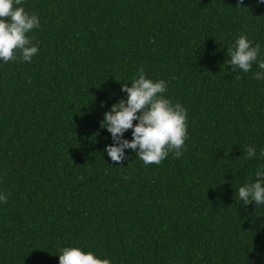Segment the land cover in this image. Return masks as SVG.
Returning a JSON list of instances; mask_svg holds the SVG:
<instances>
[{
    "label": "trees",
    "instance_id": "1",
    "mask_svg": "<svg viewBox=\"0 0 264 264\" xmlns=\"http://www.w3.org/2000/svg\"><path fill=\"white\" fill-rule=\"evenodd\" d=\"M237 5L24 0L39 52L0 60V264H59L63 247L110 264H264V204L238 195L264 169V80L226 65L241 34L264 58V3ZM140 66L187 110L188 139L180 158L124 149L117 164L100 122Z\"/></svg>",
    "mask_w": 264,
    "mask_h": 264
},
{
    "label": "clouds",
    "instance_id": "2",
    "mask_svg": "<svg viewBox=\"0 0 264 264\" xmlns=\"http://www.w3.org/2000/svg\"><path fill=\"white\" fill-rule=\"evenodd\" d=\"M258 2L264 3V0ZM23 3L24 0H0V60L4 63L18 59L30 63L39 52V42L27 34L40 28V20L36 13L25 11ZM241 3L238 0L237 7ZM260 51L259 43L253 44L241 34L227 49L230 59L226 65H231L233 71L248 73L256 63L260 71L253 78L264 80V58ZM130 85L121 84L126 96L114 103L100 122V127L106 128L113 140L105 148L108 157L119 164L125 159L124 149H131L145 165L160 164L170 152L180 158L188 139L187 110L166 98V82L146 78L143 66L138 68ZM133 121L137 123L134 125ZM129 129L132 139H122ZM246 155L252 159L256 149L249 146ZM259 156L264 158V150ZM238 195L244 205L252 201L257 206L264 204V169L257 170L254 182L240 187ZM0 202L7 203V195L0 194ZM58 257L59 264H110L109 259L98 258L93 252H84L78 247H63Z\"/></svg>",
    "mask_w": 264,
    "mask_h": 264
}]
</instances>
